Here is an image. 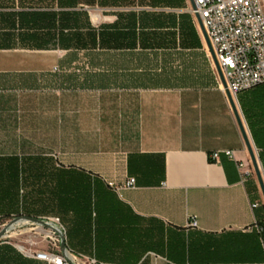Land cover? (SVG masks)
<instances>
[{
    "label": "crops",
    "instance_id": "crops-1",
    "mask_svg": "<svg viewBox=\"0 0 264 264\" xmlns=\"http://www.w3.org/2000/svg\"><path fill=\"white\" fill-rule=\"evenodd\" d=\"M184 3L0 0V222L57 217L69 251L105 264H264L259 184ZM145 11L173 24L145 28ZM66 12L64 45L35 47L58 29L29 15ZM26 251L1 239L0 264H52Z\"/></svg>",
    "mask_w": 264,
    "mask_h": 264
},
{
    "label": "built area",
    "instance_id": "built-area-1",
    "mask_svg": "<svg viewBox=\"0 0 264 264\" xmlns=\"http://www.w3.org/2000/svg\"><path fill=\"white\" fill-rule=\"evenodd\" d=\"M186 2L188 13L200 34L195 14L202 21L223 74L226 89L233 99H236L237 94L241 92L264 84V0H194L195 9L191 8L189 0ZM209 57L211 59V56ZM213 69L224 92L214 64ZM222 153L228 158H233L232 150H224ZM211 160L218 162L219 152L212 153ZM237 166L240 169L244 164L238 162ZM244 175L253 176V169L244 170ZM107 186L120 193L123 189L134 188V179L130 178L122 185L108 182ZM257 206V203H253L251 209ZM39 219L55 229V231L50 230L51 234L45 237L49 239L52 250H27L28 256L52 264H105L76 255L67 248L62 251L60 235L65 238V232L60 219L57 217ZM197 225L196 216H189L186 227L196 228ZM253 229L257 233L263 231V227L257 223L253 225Z\"/></svg>",
    "mask_w": 264,
    "mask_h": 264
},
{
    "label": "trees",
    "instance_id": "trees-1",
    "mask_svg": "<svg viewBox=\"0 0 264 264\" xmlns=\"http://www.w3.org/2000/svg\"><path fill=\"white\" fill-rule=\"evenodd\" d=\"M79 0H59L61 6L70 8L75 7ZM98 5L101 7L105 6H140L145 8H170V9H180L184 6V0H97ZM31 19H43L50 24L43 25H31V28H56L57 36L55 41L41 40L35 37L34 46L37 48H44L53 45H64L62 42L61 35L64 28H68L66 24L68 18L72 15L68 12L56 15L53 13H34L29 15ZM20 17H24L20 15ZM27 17V15H26ZM130 17V16H129ZM144 26L148 28L149 25H155L159 28L165 25H172L174 21V16L171 14L163 13H151L149 11L143 12L142 15ZM58 19V24L55 25V20ZM41 21V20H37ZM24 27V26H22ZM189 45L196 44L195 39L188 42ZM168 58H162L161 72L166 71ZM171 60V59H170ZM237 100L240 105L243 117L247 124L248 130L250 132L253 143L258 151V156L262 164L264 172V84H261L253 89L241 92L237 94ZM259 226L263 227L261 233H257L259 236L264 234V222H258Z\"/></svg>",
    "mask_w": 264,
    "mask_h": 264
},
{
    "label": "water",
    "instance_id": "water-1",
    "mask_svg": "<svg viewBox=\"0 0 264 264\" xmlns=\"http://www.w3.org/2000/svg\"><path fill=\"white\" fill-rule=\"evenodd\" d=\"M189 2H190V5H191V8L195 9L194 0H189ZM195 18H196L199 30L201 32V35L203 37L205 46H206V48H207V50H208V52H209V54L211 56V59H212V62L214 64L215 70L217 72L218 78H219L220 83H221V85H222V87L224 89V92H225L226 97L228 99L230 108H231L232 113L234 115L238 130L240 132V135L242 137L245 149H246V151L248 153L250 162L252 164L254 173L256 175V178H257V181H258V184H259V188H260V192H261V195H262L263 203H264V181H263V175H262V172H261V165H260L259 157L255 153V149L256 148H255L252 140H251V142H252V145H251V142L249 141V138H248V135H247L248 129H247V131L245 129V127L247 128V126H246V124L245 125L243 124L244 120L242 121V119H241V116H240L239 111L237 109V105L235 104V100L233 99V97L229 94L228 90L226 89V83H225L223 74H222L221 69L219 68L217 60L215 58L213 49H212L211 44L209 42V39H208V37L206 35V32H205V29L203 27L202 21H201L200 17L197 14H195ZM244 123H245V121H244ZM248 133H249V131H248ZM19 220H24V221L27 222V224L30 223V224H34V225H37V226L47 227L50 230L55 231V229L52 226H50L48 223L42 221L39 218L15 217V218L11 219L8 223L4 224L3 227L0 229V240L7 236V233L10 231L11 226H13ZM60 238H61L60 248H61L62 251H65L66 250V246H65L64 236L60 235Z\"/></svg>",
    "mask_w": 264,
    "mask_h": 264
},
{
    "label": "rangeland",
    "instance_id": "rangeland-1",
    "mask_svg": "<svg viewBox=\"0 0 264 264\" xmlns=\"http://www.w3.org/2000/svg\"><path fill=\"white\" fill-rule=\"evenodd\" d=\"M235 102H237L236 105L238 109H240L238 101ZM255 153L258 155L257 149H255ZM254 177L256 179L255 175ZM10 220L11 219H8L4 222H0V229L3 227L4 224L8 223ZM50 234L51 233L49 228L28 223L15 227L11 231H9L7 233V236L3 239L10 240L11 242L22 246L27 250H37L47 245L50 246L49 239L45 238L47 235Z\"/></svg>",
    "mask_w": 264,
    "mask_h": 264
},
{
    "label": "bare ground",
    "instance_id": "bare-ground-1",
    "mask_svg": "<svg viewBox=\"0 0 264 264\" xmlns=\"http://www.w3.org/2000/svg\"><path fill=\"white\" fill-rule=\"evenodd\" d=\"M244 124V123H243ZM246 129V128H245ZM264 181V180H263ZM24 224H27V222L26 221H17L13 226H11V229H10V231L12 230V229H14L15 227H17V226H19V225H24Z\"/></svg>",
    "mask_w": 264,
    "mask_h": 264
}]
</instances>
